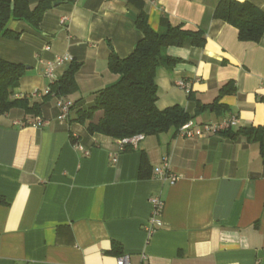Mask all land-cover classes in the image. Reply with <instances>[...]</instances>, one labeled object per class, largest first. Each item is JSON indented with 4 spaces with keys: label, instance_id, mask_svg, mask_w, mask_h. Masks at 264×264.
Listing matches in <instances>:
<instances>
[{
    "label": "crops",
    "instance_id": "crops-1",
    "mask_svg": "<svg viewBox=\"0 0 264 264\" xmlns=\"http://www.w3.org/2000/svg\"><path fill=\"white\" fill-rule=\"evenodd\" d=\"M28 1L33 8L41 0ZM145 1L154 30L165 16L206 38L202 47L188 39L166 48L179 62L156 70L158 108L180 105L197 123L236 117L233 130L264 125V35L257 43L240 40L235 26L214 17L219 0ZM250 1L264 11V0ZM136 20L127 0H53L37 28L12 19L8 27L20 38L0 36V58L27 66L16 96L41 104L39 116L22 108L0 113V264H116L123 254L133 264H264L259 143L171 130L121 145L74 120L120 79L109 57L134 51L143 37ZM64 55L73 60L54 63ZM72 62L81 63L78 91L66 97L74 106L61 121L58 97L44 101V95ZM51 63L53 78L46 74ZM228 81L236 91L215 107ZM102 116L98 111L92 122ZM38 119L46 122L36 125ZM157 167L176 181L157 175ZM153 196L165 206L163 225L151 231Z\"/></svg>",
    "mask_w": 264,
    "mask_h": 264
},
{
    "label": "trees",
    "instance_id": "trees-1",
    "mask_svg": "<svg viewBox=\"0 0 264 264\" xmlns=\"http://www.w3.org/2000/svg\"><path fill=\"white\" fill-rule=\"evenodd\" d=\"M127 3L137 11L136 25L142 31L143 37L127 57H120L114 52L110 54L109 69L120 75V79L97 92L93 105L87 110L79 109L74 120L87 124L91 134H103L116 140L137 135H160L171 130L178 135L180 127L192 118L180 105L158 108L156 70L159 66L173 68L179 62V59L164 54L167 47L182 46L188 39L192 40L193 45L202 47L205 45V35L201 30L193 31L174 26L165 16L161 18L160 29L154 30L145 10L146 1L127 0ZM52 6L53 0H41L33 8L28 0H0V36L19 39L21 32L8 27L10 20H24L37 28ZM214 17L235 26L242 41L257 43L264 35V11L250 0H219ZM80 67V62H72L62 77L50 83L44 101L53 96L68 97L76 93V75ZM26 71V65L0 58V113L22 108L29 115L41 114L40 103L30 105L28 96H16V90L20 87ZM235 91L236 85L233 81L225 83L216 98L215 107L219 99ZM201 108L203 107L200 110ZM96 111H102L103 116L94 123L92 120ZM219 133L228 138L237 139L242 136L250 142L259 143L264 161V125L241 127L237 130L229 128ZM147 165L148 159L144 152L141 175H144Z\"/></svg>",
    "mask_w": 264,
    "mask_h": 264
},
{
    "label": "built area",
    "instance_id": "built-area-1",
    "mask_svg": "<svg viewBox=\"0 0 264 264\" xmlns=\"http://www.w3.org/2000/svg\"><path fill=\"white\" fill-rule=\"evenodd\" d=\"M65 19L66 17L63 18L64 21ZM72 60L73 59L70 55H64V56L57 57L54 63L61 64V63L72 61ZM53 68H54V65L53 63H51L48 66L47 71H46V74L50 78H53ZM177 84L180 88H183L188 94L191 93L192 89L187 82L180 80ZM57 104L60 108V114L58 118L61 121H65L68 118L72 107L74 106V102L71 99L60 96L57 98ZM45 122L46 121L42 119H38L36 122V125H42ZM30 123H33V122H30ZM237 124H238V118L236 117L223 120L221 123H218L217 125L211 124V123H197L191 119L180 127L178 131V135L183 136V137H189V138L199 137L206 133H218L220 131L232 128L233 126ZM142 137L143 135H137L131 138L120 139V143L121 145L135 144ZM86 154H89V152L86 151ZM114 160L116 161V158H114ZM165 166L166 167L168 166L167 162L165 163ZM155 173L165 179H170L172 182L176 181L177 179V176L174 173L168 171V169L165 172L163 167H157L155 169ZM150 202L152 205V215L150 217L149 224H150V230L152 231L153 226L160 227L163 225L162 215L164 211L165 202L160 196L151 197ZM116 264H133V263L131 262L129 255L123 254L117 258Z\"/></svg>",
    "mask_w": 264,
    "mask_h": 264
},
{
    "label": "rangeland",
    "instance_id": "rangeland-1",
    "mask_svg": "<svg viewBox=\"0 0 264 264\" xmlns=\"http://www.w3.org/2000/svg\"><path fill=\"white\" fill-rule=\"evenodd\" d=\"M53 97H55V96H53ZM53 97H52V98H53ZM50 99H51V98H50ZM97 113H98V111L95 112V115H96ZM95 115H94V116H95Z\"/></svg>",
    "mask_w": 264,
    "mask_h": 264
},
{
    "label": "water",
    "instance_id": "water-1",
    "mask_svg": "<svg viewBox=\"0 0 264 264\" xmlns=\"http://www.w3.org/2000/svg\"><path fill=\"white\" fill-rule=\"evenodd\" d=\"M58 2H56L55 4H57ZM14 6V3H12V7Z\"/></svg>",
    "mask_w": 264,
    "mask_h": 264
}]
</instances>
